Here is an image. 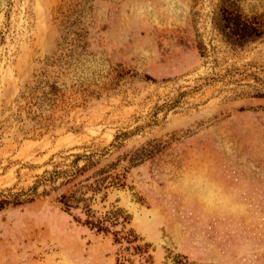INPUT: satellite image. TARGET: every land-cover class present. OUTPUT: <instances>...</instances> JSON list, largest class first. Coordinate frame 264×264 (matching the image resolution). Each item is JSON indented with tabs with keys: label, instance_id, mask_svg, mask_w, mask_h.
Instances as JSON below:
<instances>
[{
	"label": "rangeland",
	"instance_id": "1",
	"mask_svg": "<svg viewBox=\"0 0 264 264\" xmlns=\"http://www.w3.org/2000/svg\"><path fill=\"white\" fill-rule=\"evenodd\" d=\"M0 264H264V0H0Z\"/></svg>",
	"mask_w": 264,
	"mask_h": 264
},
{
	"label": "trees",
	"instance_id": "2",
	"mask_svg": "<svg viewBox=\"0 0 264 264\" xmlns=\"http://www.w3.org/2000/svg\"><path fill=\"white\" fill-rule=\"evenodd\" d=\"M100 230H101V228H100ZM128 242H130V241H128Z\"/></svg>",
	"mask_w": 264,
	"mask_h": 264
}]
</instances>
